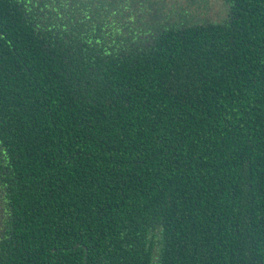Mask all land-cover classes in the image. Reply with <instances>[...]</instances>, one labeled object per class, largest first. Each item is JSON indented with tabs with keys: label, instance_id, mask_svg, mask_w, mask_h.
Listing matches in <instances>:
<instances>
[{
	"label": "trees",
	"instance_id": "16d2710c",
	"mask_svg": "<svg viewBox=\"0 0 264 264\" xmlns=\"http://www.w3.org/2000/svg\"><path fill=\"white\" fill-rule=\"evenodd\" d=\"M150 1L0 0V264H264V0Z\"/></svg>",
	"mask_w": 264,
	"mask_h": 264
},
{
	"label": "flooded vegetation",
	"instance_id": "af4514ba",
	"mask_svg": "<svg viewBox=\"0 0 264 264\" xmlns=\"http://www.w3.org/2000/svg\"><path fill=\"white\" fill-rule=\"evenodd\" d=\"M150 3L151 9L166 11L167 22L179 25L222 23L230 6L226 0H151ZM171 12L173 16H169Z\"/></svg>",
	"mask_w": 264,
	"mask_h": 264
}]
</instances>
